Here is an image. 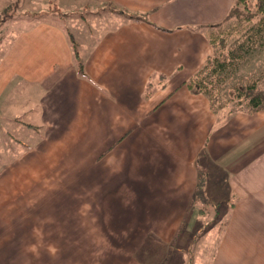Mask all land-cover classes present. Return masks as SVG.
I'll return each mask as SVG.
<instances>
[{
  "label": "crops",
  "instance_id": "obj_1",
  "mask_svg": "<svg viewBox=\"0 0 264 264\" xmlns=\"http://www.w3.org/2000/svg\"><path fill=\"white\" fill-rule=\"evenodd\" d=\"M235 1L22 0L68 15L1 24L0 156L30 178L85 156L88 223L121 242L95 264H264V109L218 111L189 85Z\"/></svg>",
  "mask_w": 264,
  "mask_h": 264
},
{
  "label": "rangeland",
  "instance_id": "obj_2",
  "mask_svg": "<svg viewBox=\"0 0 264 264\" xmlns=\"http://www.w3.org/2000/svg\"><path fill=\"white\" fill-rule=\"evenodd\" d=\"M21 4L22 0H14L1 17L24 13L28 17L46 15L59 21L63 13L68 15L66 11L59 14L52 5L46 7L47 10L34 11L21 8ZM250 8H254V2L250 3ZM252 27L253 24H240L232 19L213 29V33L219 31L227 39L220 56L230 59L231 52L243 54L232 69L222 73L218 85L216 82L209 85L218 111L231 113L247 109L248 101L239 98L238 89L254 81L264 90V40H249L247 32ZM63 159L45 160L48 168L39 164L30 178L15 172L12 159L0 156V251L14 255L1 256L0 263L11 260L15 264H95L96 256L104 254L105 250L121 248V242L105 239L104 226L88 223L91 216L89 174L87 165L79 168L86 164L85 156L73 159L64 156ZM73 168H79L76 170L79 176H73ZM217 211L220 217L226 216L225 208ZM214 212L211 207L210 218L215 216ZM215 221L216 218L204 225V234L217 228ZM102 261L98 259V263Z\"/></svg>",
  "mask_w": 264,
  "mask_h": 264
},
{
  "label": "trees",
  "instance_id": "obj_3",
  "mask_svg": "<svg viewBox=\"0 0 264 264\" xmlns=\"http://www.w3.org/2000/svg\"><path fill=\"white\" fill-rule=\"evenodd\" d=\"M251 2H254L253 9L250 8ZM9 16L11 15L6 14V16H3L0 19V26ZM131 17L139 18L138 16ZM232 19H237L240 24H253V27L247 32L248 38L252 42H257L261 39L264 40V0H236L226 20L215 27L220 28L225 22ZM68 34L74 47L76 62L81 73H84L83 62L75 44L74 37L70 31ZM211 42L214 49L213 54L208 58L202 70L189 82V85L193 89L208 95L210 98H212L213 91L210 89L209 85L214 82L218 85L219 81L222 79V73L228 69H232L234 67V62L243 57L241 52H231L230 59L220 56V50L221 48L224 49L226 46L227 39L220 35L219 31L212 34ZM238 96L239 98H245L248 101L247 110L255 112L264 109V90L259 88L257 81L247 85L245 88H239Z\"/></svg>",
  "mask_w": 264,
  "mask_h": 264
}]
</instances>
